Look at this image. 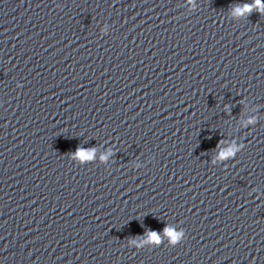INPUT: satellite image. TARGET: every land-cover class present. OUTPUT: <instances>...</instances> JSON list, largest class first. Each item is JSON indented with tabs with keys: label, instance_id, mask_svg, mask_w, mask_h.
<instances>
[{
	"label": "clouds",
	"instance_id": "obj_1",
	"mask_svg": "<svg viewBox=\"0 0 264 264\" xmlns=\"http://www.w3.org/2000/svg\"><path fill=\"white\" fill-rule=\"evenodd\" d=\"M254 7L256 8L257 11L261 12L262 14H264V4H261L260 0H254V4L253 5L244 6L243 11L250 13ZM235 11L240 12L241 9L237 8V9H235ZM232 151L233 150H230L227 153H221V155L222 156L231 155ZM79 155L82 158H87V157H89L91 155V153L90 152L89 153H85V152L81 151L79 153ZM169 235L172 236V240L173 241L177 240V236L173 235L171 232H169ZM156 238H157L156 234H152V239L155 240Z\"/></svg>",
	"mask_w": 264,
	"mask_h": 264
}]
</instances>
